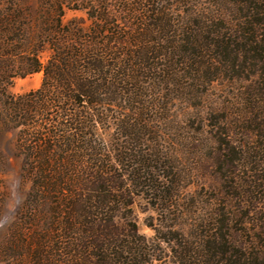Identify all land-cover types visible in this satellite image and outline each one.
Here are the masks:
<instances>
[{
	"label": "trees",
	"instance_id": "trees-1",
	"mask_svg": "<svg viewBox=\"0 0 264 264\" xmlns=\"http://www.w3.org/2000/svg\"><path fill=\"white\" fill-rule=\"evenodd\" d=\"M65 8L85 17L64 21ZM35 72L37 88L8 92ZM223 80L238 92L203 112ZM176 103L189 128L169 138ZM217 111L238 145L217 130L209 188L222 201L208 210L186 191L195 173L180 156L203 145ZM13 128L31 182L23 217L51 216L33 264H264V0H0V136ZM136 198L160 214L152 237Z\"/></svg>",
	"mask_w": 264,
	"mask_h": 264
},
{
	"label": "rangeland",
	"instance_id": "rangeland-1",
	"mask_svg": "<svg viewBox=\"0 0 264 264\" xmlns=\"http://www.w3.org/2000/svg\"><path fill=\"white\" fill-rule=\"evenodd\" d=\"M73 16L85 17V14L80 10L65 8L64 21ZM86 22L88 23V21ZM48 55L49 51L44 50L41 53L42 61H45ZM41 77V72L27 74L23 77L16 76L9 84L8 92L16 96L33 90L40 85ZM237 92L238 82L235 84L226 80L214 82L209 88L203 112L210 114L209 107L211 104L218 106L217 110H219V107L221 108L222 105L227 104ZM186 112L187 109L180 103H176L172 107L171 120L173 124L170 128L168 127L167 131L169 138L171 136L172 138L178 137L176 131L178 126L179 128L183 126L189 128ZM216 115L219 117L216 122L212 117L211 122L208 121L205 125L206 140L202 142L203 145L199 144L200 148L197 151L190 150L188 154L185 153L180 156L183 161L186 157L191 158L189 159L190 164H192L195 173L194 178L191 180L192 183L187 186L186 191L192 195L198 208H207L208 210L216 209L219 207L218 202L222 201L219 197H217L218 200L214 199V194L218 195L219 192L216 189L209 188L219 184L215 177L219 169L216 155H220L222 151L216 137L217 130L227 126L233 136L235 134V142L238 145V127L234 124L227 125L226 123H230L231 119H229L230 121L222 119L220 111L211 113V116ZM17 131L18 128L9 129L0 136V252L2 251L0 264H33L32 252L42 242V238L47 236L48 219L51 217L46 215V217L43 216L33 221L26 220L23 217V205L31 182L22 175L23 155L17 151L15 145ZM187 158L185 161H187ZM159 215L158 211L150 208L144 199L136 198L132 207V216H135L140 234L147 238L152 237L154 232L146 223L151 222V220L154 222V218ZM120 216H123V214ZM16 230L25 234L30 241L29 244L20 245L15 239ZM2 246L5 248V253ZM149 264L159 263L153 261Z\"/></svg>",
	"mask_w": 264,
	"mask_h": 264
}]
</instances>
